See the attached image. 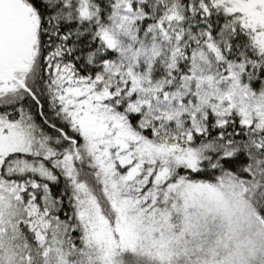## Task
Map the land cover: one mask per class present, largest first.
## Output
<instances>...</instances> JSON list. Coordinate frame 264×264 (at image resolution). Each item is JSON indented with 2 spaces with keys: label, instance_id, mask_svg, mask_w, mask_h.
<instances>
[{
  "label": "snow or ice",
  "instance_id": "obj_1",
  "mask_svg": "<svg viewBox=\"0 0 264 264\" xmlns=\"http://www.w3.org/2000/svg\"><path fill=\"white\" fill-rule=\"evenodd\" d=\"M0 264H264V0H0Z\"/></svg>",
  "mask_w": 264,
  "mask_h": 264
}]
</instances>
